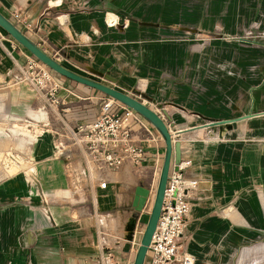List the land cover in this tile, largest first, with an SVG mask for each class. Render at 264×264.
Listing matches in <instances>:
<instances>
[{"label": "crops", "instance_id": "1", "mask_svg": "<svg viewBox=\"0 0 264 264\" xmlns=\"http://www.w3.org/2000/svg\"><path fill=\"white\" fill-rule=\"evenodd\" d=\"M187 1L0 0V13L64 67L112 64L96 81L139 100L162 119L180 161L190 162L185 177L197 180L185 223L193 264H264L263 73L241 69L246 60L241 55L239 69H229L222 39L209 40L201 50L183 39L184 31L198 27L241 31L247 16L264 15V0H235L244 15L235 24L227 22L229 0L210 6L203 22L182 17L183 2L195 14ZM168 31L179 37L167 41ZM0 38V76L6 78L13 66L31 59L13 41ZM150 63L159 64L156 77L143 72ZM167 63L169 69L162 66ZM64 86L58 95L65 105L49 109L51 117L43 118L37 103L0 104L15 107L9 116L0 114V126L24 117L46 124L31 150V185L23 174L0 173V264H91L99 227L121 239L132 219L136 225L133 191L146 187L140 171L150 167L155 152L143 146L140 166L125 163L106 172L100 188L94 170L88 178L86 160L70 137L71 129L93 118L86 116L93 89ZM70 95L78 96L77 102ZM11 135L6 131L0 141L16 144ZM162 147L164 154L163 141Z\"/></svg>", "mask_w": 264, "mask_h": 264}, {"label": "built area", "instance_id": "2", "mask_svg": "<svg viewBox=\"0 0 264 264\" xmlns=\"http://www.w3.org/2000/svg\"><path fill=\"white\" fill-rule=\"evenodd\" d=\"M27 68L34 73L31 83L43 99L44 106L50 110H58L64 106L65 102L58 95L61 91L60 84L53 78L51 71L36 61L28 62ZM130 120L148 131L149 124L139 115L106 98L94 118L70 130L72 144L86 160L88 178L91 179V170H94L100 188H105L106 172L117 170L125 163L140 166L146 157V150L140 144L138 134L134 133L132 124H129ZM21 121L26 123L25 128H30L27 131L32 132V135L20 133L16 137L21 141L28 138L25 140L28 151L43 134L42 131L36 136L33 128L41 124L46 128V124L37 119ZM23 151L24 149L9 150V159H22ZM189 166V161H179L177 164L171 162L160 214L143 264H193V258L186 250L185 223L190 210L189 200L197 187V180L185 177L184 171ZM33 175V168H30V185L34 181ZM149 200L150 195L143 211L136 214V225L129 239H112L106 229L99 227L96 230L97 251L90 259L91 264H132L130 254L134 255L143 231L137 230L138 223L146 214Z\"/></svg>", "mask_w": 264, "mask_h": 264}, {"label": "rangeland", "instance_id": "3", "mask_svg": "<svg viewBox=\"0 0 264 264\" xmlns=\"http://www.w3.org/2000/svg\"><path fill=\"white\" fill-rule=\"evenodd\" d=\"M230 4L226 1L225 6L232 9V12L228 16L227 22L230 24L238 23L243 18V13H241L239 10H237L238 4L235 0H229ZM218 2H222V0H190L187 1V4L192 6L195 10V14H191L193 10L185 9L186 5L183 2L181 5V15L186 20H189L192 22L193 20H201L206 18V11L209 9L210 6L213 4H217ZM201 10H200V9ZM197 9L199 12H203L202 17H200L197 13ZM203 18V19H202ZM185 23V22H184ZM5 33L0 30V35L3 36V41L8 38L9 40L13 41L15 44H17L12 38L8 35H4ZM185 36V37H184ZM178 38L179 36H175L174 32H169L165 36V39L167 41L172 40L174 38ZM184 37V38H183ZM183 39L188 40L192 46L194 45L195 49L201 50L205 47H207L208 41L211 39H222L223 41L227 42L226 46L223 47L226 54H228V59H230L228 68L229 69H239V55H241L243 58L245 57V62H241V69L247 70L248 73H254L255 71H259L263 73V90H262V108L264 111V15L261 17L259 16L257 19H255L254 16H247L246 21L243 24V27L241 31H216V32H208L201 27L195 28L191 31H184ZM1 39V38H0ZM1 43V41H0ZM3 43V42H2ZM198 43H201L202 47H195ZM19 49L26 54V56H29L31 61L38 62L28 51H26L23 47H21L19 44H17ZM31 55V56H30ZM39 63V62H38ZM41 64V63H40ZM66 65L68 69L79 73L81 75H85L89 77L92 80L103 77V73L106 71H110L112 69V64H95V63H82V64H73L75 68L70 66V64ZM167 66L169 69L170 63L162 64V66ZM44 66V65H43ZM135 64H132V67L134 68ZM106 67L107 70H106ZM11 74L10 76L1 77L0 76V104L3 105L5 103L7 104H38L39 110H41L40 115L45 117H51L50 110L44 106V101L41 98L40 94L35 89L34 85L31 83V78L34 75L31 70L27 68V64L20 65L18 67H12L11 68ZM159 70V64L158 63H150L146 64V67L143 69V72L147 76H157ZM118 71V70H117ZM119 72V71H118ZM53 78L58 81L60 84L61 90H65L64 83L70 84L73 87H80L81 85H76L75 83H69L67 79L60 77L56 73L52 72ZM105 83V82H104ZM107 83V82H106ZM93 95L92 100L87 101V108H86V116H88L87 119L90 117H95L94 112L100 109V105L103 102L104 99L108 98L101 94L98 91L93 90L91 92ZM73 99V101L78 100V96L76 95H70ZM252 97V96H250ZM260 97V96H258ZM37 106V105H36ZM15 108L14 106L10 107H3L0 106V114H6L11 115L13 114V111ZM17 108V107H16ZM19 108V107H18ZM26 108V106H22V109ZM12 109V110H11ZM24 112V111H23ZM264 114V112H263ZM47 115V116H46ZM92 119V118H91ZM22 120V119H21ZM23 120H27L25 117ZM38 120H42L39 118ZM72 120V119H71ZM73 121V120H72ZM70 121V122H72ZM43 123V122H42ZM44 124V123H43ZM129 124H132L133 130L135 134H138L140 138V144L142 146L149 145V149L151 151L155 152V157H151L150 160V167L146 168L144 171H140L143 184L146 185V187L150 190V200L146 208V214L141 217L138 223V231H142L147 220V214L151 208L153 195L157 183V178L160 171V166L162 162V155H163V147H162V141L159 136V134L149 125L148 131H145L143 128H141L138 124L132 122V120L129 121ZM26 123L20 122H14V125H7V123H3L0 126V135L2 136L5 134L6 131L10 132L11 136H17L20 133H23V135L30 136L32 135V132H28L27 130H30V128H25ZM71 125V124H70ZM46 128L42 127V124L39 126H35L33 128L35 135L41 134V132L45 130ZM248 133L249 127H248ZM251 134V133H250ZM252 135V134H251ZM21 141V139H18L16 141V144L11 141L1 140L0 141V173L4 175V173L7 176H14L18 173L23 174L24 178L26 179V182L30 183V177L29 172L30 168L33 167L32 161L30 159V150L33 148V146L27 151L25 145V140ZM254 141L253 136H248V142ZM23 142V143H22ZM18 145L17 149H24L23 151V157L22 159L18 158L16 160L9 159V150L10 147L13 148V146ZM25 146V147H24ZM28 157V159H26ZM82 177H84V172L80 169V166H78ZM141 170V169H140ZM92 177L95 179L97 178V173L95 171H92ZM128 234V232H127ZM121 238H124V233H122ZM127 238V236H125ZM252 257V256H250ZM256 256L253 255V259ZM133 258V256H132Z\"/></svg>", "mask_w": 264, "mask_h": 264}, {"label": "water", "instance_id": "4", "mask_svg": "<svg viewBox=\"0 0 264 264\" xmlns=\"http://www.w3.org/2000/svg\"><path fill=\"white\" fill-rule=\"evenodd\" d=\"M0 27L6 32V34L12 38L17 44L27 50L39 63L44 65L50 71L56 73L60 77H63L71 82L85 86L87 88L93 89L100 92L104 96L114 100L115 102L123 105L124 107L132 110L137 115H139L143 120H145L160 136L164 144V154L158 175V182L156 187V193L153 201V205L147 214L146 224L143 228L141 236L139 238V244L133 255L132 264H143L148 246L151 241L152 234L155 230L157 220L161 210V204L163 200L164 190L167 182L168 172L173 160L174 164L180 161V151L176 144L172 143L171 135L168 128L162 121V119L147 105L143 104L139 100L107 86L98 81L92 80L80 74L69 70L68 68L61 65L59 62L50 57L45 53L40 47H38L34 42H32L28 37H26L20 30H18L9 20H7L0 13ZM174 152V157L172 156ZM150 195V190L143 186H136L133 191L131 207L136 214L143 211L147 200ZM134 228V219L131 220L129 225V236Z\"/></svg>", "mask_w": 264, "mask_h": 264}, {"label": "bare ground", "instance_id": "5", "mask_svg": "<svg viewBox=\"0 0 264 264\" xmlns=\"http://www.w3.org/2000/svg\"><path fill=\"white\" fill-rule=\"evenodd\" d=\"M0 30H2L5 34H6V32L0 27ZM7 35V34H6ZM27 51V50H26ZM157 182H158V178H157ZM156 187H157V183H156ZM156 187H155V191H154V195H153V200H152V204H151V207H152V205H153V201H154V197H155V193H156ZM128 236H129V232H128V234H127V238H128Z\"/></svg>", "mask_w": 264, "mask_h": 264}]
</instances>
